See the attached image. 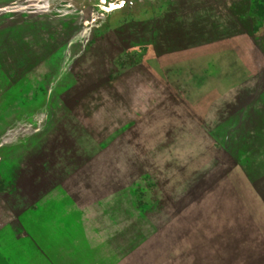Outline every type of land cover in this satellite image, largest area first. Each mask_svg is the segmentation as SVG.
<instances>
[{
  "label": "rangeland",
  "instance_id": "rangeland-1",
  "mask_svg": "<svg viewBox=\"0 0 264 264\" xmlns=\"http://www.w3.org/2000/svg\"><path fill=\"white\" fill-rule=\"evenodd\" d=\"M260 5L0 0V264H264Z\"/></svg>",
  "mask_w": 264,
  "mask_h": 264
},
{
  "label": "trees",
  "instance_id": "trees-1",
  "mask_svg": "<svg viewBox=\"0 0 264 264\" xmlns=\"http://www.w3.org/2000/svg\"><path fill=\"white\" fill-rule=\"evenodd\" d=\"M259 8L261 10V14H264V5H260ZM257 108H258V111H260V115H261L260 120H257L254 124L251 123L248 129V131L251 132V135H254L253 136L254 139L264 134V108H262L261 106H258ZM248 142L249 141H247L245 144L244 143L242 144L243 146H245L244 147L245 151H242V153L246 152L247 147H248L246 145H248Z\"/></svg>",
  "mask_w": 264,
  "mask_h": 264
}]
</instances>
